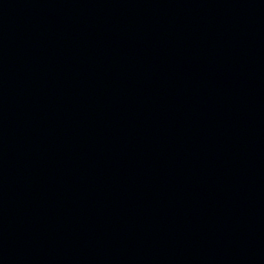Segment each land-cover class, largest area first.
I'll return each instance as SVG.
<instances>
[{"label": "water", "instance_id": "obj_1", "mask_svg": "<svg viewBox=\"0 0 264 264\" xmlns=\"http://www.w3.org/2000/svg\"><path fill=\"white\" fill-rule=\"evenodd\" d=\"M0 264H264V0H0Z\"/></svg>", "mask_w": 264, "mask_h": 264}]
</instances>
